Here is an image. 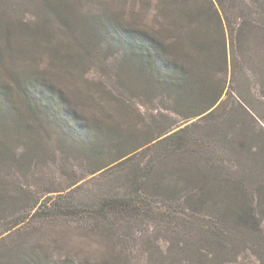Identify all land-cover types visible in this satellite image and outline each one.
Instances as JSON below:
<instances>
[{
  "label": "rangeland",
  "instance_id": "obj_1",
  "mask_svg": "<svg viewBox=\"0 0 264 264\" xmlns=\"http://www.w3.org/2000/svg\"><path fill=\"white\" fill-rule=\"evenodd\" d=\"M205 8L203 15L198 12ZM0 12V193L20 205L17 214L4 210L8 221L31 207L22 213L31 225L4 243L20 239L15 243L20 241L22 249L44 250L61 261L89 254L102 264H264V14L255 5L246 0H0ZM240 18L250 24L255 40L246 58L232 65L229 54L225 67L216 61L224 54L216 50L223 42L217 33L224 32L229 51V35ZM97 20L114 34L101 36ZM119 27L144 31L175 45L177 52L193 48L199 38L208 43L201 54L189 50V59L183 52L175 55L199 64L215 104L199 114L204 104H175L174 88L165 93L137 77L134 65L123 61ZM23 79L63 95L82 122L103 130L112 126L133 144L169 127L195 137L199 149L212 154L208 161L222 169L216 180H239L233 191L226 186L217 193L222 196L216 203L243 207L248 216L241 223L217 214L172 215L164 206L157 219L140 218L129 228L140 244L130 248L129 240L122 249L114 248L111 238L118 227L101 234L104 223L88 231L74 215L53 212L95 201L112 189L124 192L125 182L107 172L117 154L104 144L89 154L87 134L65 114L60 123L46 111L43 120L34 117L26 102L32 98L16 89ZM61 110L56 108L58 115ZM149 153L158 158L156 149ZM196 160V153L176 151L157 163L164 173L181 169L182 174ZM119 228L127 229L124 223ZM129 248L136 252L124 253Z\"/></svg>",
  "mask_w": 264,
  "mask_h": 264
},
{
  "label": "trees",
  "instance_id": "obj_2",
  "mask_svg": "<svg viewBox=\"0 0 264 264\" xmlns=\"http://www.w3.org/2000/svg\"><path fill=\"white\" fill-rule=\"evenodd\" d=\"M246 1L255 5L258 11L264 14V0ZM208 11L209 9L205 8L204 12L203 9L198 12L203 15ZM1 20L4 22L3 12H0ZM235 22H237L238 28L229 35V51L225 49V44L227 43L224 41V32L220 30L217 33L219 38L223 39V42L216 45V50L218 47L219 52L222 50L221 54H224L220 57L217 56L216 61L219 64L223 63L225 67L229 54L231 55L230 62L232 65H236L240 59H243L242 57L246 58L247 52L255 40L251 26L245 19L240 18V21L236 20ZM100 23L97 20L95 25H98L101 29V36H108L109 32L114 34V29L107 28L104 23H101L102 26H100ZM198 23L201 25L202 21L200 20ZM115 29L121 35L122 40L119 46L124 51L125 58L123 61L134 65L133 72L138 74L137 77H143L146 81L150 80V83H153L156 89L162 88L165 93H169L174 88L176 96L172 102L175 104H179L181 101L204 104L205 106L199 114L210 109L215 104V101H209V97L213 96L214 91L213 89L210 90L211 87L208 85L210 82L206 81L202 73L203 70L199 64H190L188 61L190 57L189 50L191 54H193L194 49L201 54L200 52L203 53L204 50L210 48L208 43L203 42L200 38L197 39L193 48L190 47L188 51H182L183 55L188 57L185 61L184 59L180 60L175 55L182 53L177 52L178 48L175 45L167 46L156 37L138 29H121L120 27ZM137 32H140V34ZM187 38L192 39L190 35H187ZM110 39L112 40L113 38L111 37ZM218 41L220 40L218 39ZM172 49L174 53L171 52ZM34 86V82L29 83L23 79L17 82L16 87L18 91L32 98V101L26 99V102L34 117L37 120H43L44 111H46L60 123L59 120L63 118L60 115L65 114V117H68L67 119L73 122L75 127L87 134L86 142H88V146L85 150L89 154L98 151L99 145L103 144L107 145L112 153L117 154L111 161L117 162L107 168V172H114L113 174L116 175L113 176H118L120 181L124 180L125 182L123 184L125 187L124 192L112 189L110 193L95 201L75 202L74 206L70 205L63 211L59 209L53 212H58L62 215H74V221L81 220L86 223L87 228H85L88 231H91L92 226L98 223H104L107 226L104 229L99 228L101 234L103 232L109 233L111 228L118 227L116 236H105L113 239L114 248L120 247L122 249L123 246L128 248L129 240H131L129 247L140 244L138 237L129 233V228L132 229L140 218H145L147 221L157 219L161 216L164 206L170 208V212H168V209L165 211L172 215L175 213L184 214L183 212L187 211L190 216H201L202 218L207 216V218H210L212 215L217 214L223 219L232 221L238 217L241 223L244 216H248L249 212L243 214V207L233 210L231 207H225L224 204L216 203V197L222 196L219 194H222L224 188L229 186V190L233 191V187L236 189L239 180L230 178L223 181V184L220 183L221 181L216 180L215 173H220L222 169L218 168L220 165H215L214 162L208 161L212 154L207 149H199V142H197L195 137L181 134V129L172 131V128L169 127L158 131L155 136L145 142L139 143V141H136L133 144L125 140L124 135L117 132L112 126L103 130L95 124L82 122L76 112L67 107L65 97L61 94H55L46 85H43L45 88H42L41 84H36L37 88ZM39 91H44L45 96ZM58 107H63L62 113L58 111L59 115L56 112ZM154 149L157 150V154L154 156H158V158H167V155L171 152L184 151L185 153L190 152L192 156L196 153L198 160L193 161L182 174L181 169L175 174L164 173L158 166V158L153 157L149 153V151ZM202 156L206 161H202ZM102 167H105V165ZM7 196L9 195L0 193V264H102L91 260L89 254L86 256L74 255V260L71 258H64L63 261L54 260L44 250L39 251L35 248L32 251L31 248V252H29V250L22 249L23 245L20 239H18L20 240L19 243H15L18 240L6 242L7 244L4 243L5 239L9 241L13 232H23L31 225V221L26 217L31 207H23L20 209L21 213H18L19 215L11 221L6 220L8 215L4 213V210L12 208L17 214L15 210L16 204L20 208L19 203L14 202L11 197ZM217 208L221 209L218 210ZM23 212L26 215H22ZM49 213L51 211L47 214ZM36 216L39 217V215ZM36 220L38 221V219ZM37 221H32V224L35 225ZM119 223H124L127 229L120 230ZM120 233H124L128 237V241ZM130 248L129 251L124 253H129L130 255L136 252ZM108 264L118 263L111 262Z\"/></svg>",
  "mask_w": 264,
  "mask_h": 264
}]
</instances>
